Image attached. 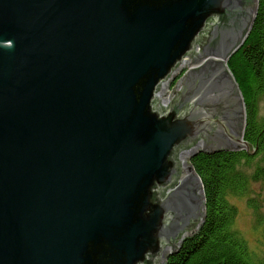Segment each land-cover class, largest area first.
I'll list each match as a JSON object with an SVG mask.
<instances>
[{
	"label": "water",
	"instance_id": "water-1",
	"mask_svg": "<svg viewBox=\"0 0 264 264\" xmlns=\"http://www.w3.org/2000/svg\"><path fill=\"white\" fill-rule=\"evenodd\" d=\"M258 10L0 0V264H167L196 236L191 159L256 150L228 62Z\"/></svg>",
	"mask_w": 264,
	"mask_h": 264
},
{
	"label": "trees",
	"instance_id": "trees-1",
	"mask_svg": "<svg viewBox=\"0 0 264 264\" xmlns=\"http://www.w3.org/2000/svg\"><path fill=\"white\" fill-rule=\"evenodd\" d=\"M228 67L243 94L244 141L256 150L253 154L246 150L201 152L191 159L205 193V220L198 234L186 240L167 264H264L252 259L247 243L234 231L238 210L230 200L245 195L250 182L264 181V113L260 108L264 102V0H259L247 41L230 58ZM256 158L263 163L253 168Z\"/></svg>",
	"mask_w": 264,
	"mask_h": 264
},
{
	"label": "rangeland",
	"instance_id": "rangeland-1",
	"mask_svg": "<svg viewBox=\"0 0 264 264\" xmlns=\"http://www.w3.org/2000/svg\"><path fill=\"white\" fill-rule=\"evenodd\" d=\"M260 108L264 113V102ZM260 163L263 162L256 158L252 162L253 168ZM246 171L252 173L251 170ZM230 200L238 210L234 231L247 243L252 259L255 262L264 261V181L250 182L245 195L231 196Z\"/></svg>",
	"mask_w": 264,
	"mask_h": 264
},
{
	"label": "flooded vegetation",
	"instance_id": "flooded-vegetation-1",
	"mask_svg": "<svg viewBox=\"0 0 264 264\" xmlns=\"http://www.w3.org/2000/svg\"><path fill=\"white\" fill-rule=\"evenodd\" d=\"M185 68L188 70L187 67H185ZM187 70H184L182 73H180V71H179L177 78L171 83V85L175 86L177 84V82L180 80V78L187 72ZM166 262H167V260H166Z\"/></svg>",
	"mask_w": 264,
	"mask_h": 264
},
{
	"label": "built area",
	"instance_id": "built-area-1",
	"mask_svg": "<svg viewBox=\"0 0 264 264\" xmlns=\"http://www.w3.org/2000/svg\"><path fill=\"white\" fill-rule=\"evenodd\" d=\"M173 87H174V86H170V85L168 84V91H171V90L173 89Z\"/></svg>",
	"mask_w": 264,
	"mask_h": 264
},
{
	"label": "bare ground",
	"instance_id": "bare-ground-1",
	"mask_svg": "<svg viewBox=\"0 0 264 264\" xmlns=\"http://www.w3.org/2000/svg\"><path fill=\"white\" fill-rule=\"evenodd\" d=\"M169 85H170V86H173V85H171L170 83H169Z\"/></svg>",
	"mask_w": 264,
	"mask_h": 264
}]
</instances>
